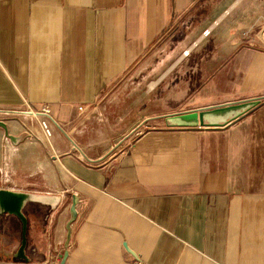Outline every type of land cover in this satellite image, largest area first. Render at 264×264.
Instances as JSON below:
<instances>
[{
    "label": "crops",
    "instance_id": "crops-1",
    "mask_svg": "<svg viewBox=\"0 0 264 264\" xmlns=\"http://www.w3.org/2000/svg\"><path fill=\"white\" fill-rule=\"evenodd\" d=\"M261 30L264 0H0V109L61 128L1 121L23 137L0 129V189L59 198L23 208L28 264H264ZM249 100L219 127L165 119ZM20 235L0 216V263Z\"/></svg>",
    "mask_w": 264,
    "mask_h": 264
},
{
    "label": "water",
    "instance_id": "water-1",
    "mask_svg": "<svg viewBox=\"0 0 264 264\" xmlns=\"http://www.w3.org/2000/svg\"><path fill=\"white\" fill-rule=\"evenodd\" d=\"M258 104L259 100H249L214 108H208L200 111L169 115L166 116L165 119L170 124L179 127H219L225 125L229 121L238 119L245 112L254 108ZM0 129L3 130L5 137L11 141L18 140L23 137L20 136L15 139L10 136L7 131L6 124L1 121ZM27 203L44 204L50 206L51 209H54L59 203V198L47 195H37L26 192H15L0 189V216H14L19 220L21 224L20 246L15 252L13 258L15 261L22 262V264L29 263V260L25 255L27 220L23 214V208ZM77 204V198L75 196H72V203L69 208L70 219L66 224L67 236L65 241V248H67L69 243L70 225L75 219V209ZM66 257L67 253L65 252L61 258L60 264H65Z\"/></svg>",
    "mask_w": 264,
    "mask_h": 264
},
{
    "label": "built area",
    "instance_id": "built-area-1",
    "mask_svg": "<svg viewBox=\"0 0 264 264\" xmlns=\"http://www.w3.org/2000/svg\"><path fill=\"white\" fill-rule=\"evenodd\" d=\"M260 35L264 39V30L260 31ZM23 103L24 107L22 109H0V121L4 120L6 117L16 115H24L30 118H34L38 120L40 129L46 139L51 136V126L61 129L60 126L52 119L50 114V108L48 106H44L39 111H35L32 110L25 101Z\"/></svg>",
    "mask_w": 264,
    "mask_h": 264
},
{
    "label": "rangeland",
    "instance_id": "rangeland-1",
    "mask_svg": "<svg viewBox=\"0 0 264 264\" xmlns=\"http://www.w3.org/2000/svg\"><path fill=\"white\" fill-rule=\"evenodd\" d=\"M175 42H176V40L170 41V43L168 45H165L162 47L156 46L152 50L153 55H166L168 57V60H169L168 63H162V64H160L159 62H153L152 63L153 69L164 70V69L170 68V66H172V62H170V60H173L176 56L181 54L182 50L184 49V47H179V46L177 47Z\"/></svg>",
    "mask_w": 264,
    "mask_h": 264
}]
</instances>
